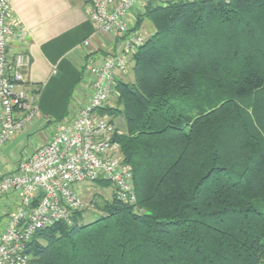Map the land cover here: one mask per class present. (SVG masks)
<instances>
[{"label":"trees","instance_id":"trees-1","mask_svg":"<svg viewBox=\"0 0 264 264\" xmlns=\"http://www.w3.org/2000/svg\"><path fill=\"white\" fill-rule=\"evenodd\" d=\"M144 18L132 79L100 110L122 118L136 200L39 230L27 264H264V0L149 3L134 29Z\"/></svg>","mask_w":264,"mask_h":264},{"label":"built area","instance_id":"built-area-1","mask_svg":"<svg viewBox=\"0 0 264 264\" xmlns=\"http://www.w3.org/2000/svg\"><path fill=\"white\" fill-rule=\"evenodd\" d=\"M169 1L87 0L86 13L96 33L121 41L97 62L88 55L91 92L76 113L64 117L47 142L21 159L14 171H0V264H27L26 246L39 230L57 222L71 224L74 214L91 204L83 196L93 190L86 186L80 191L79 182H108L118 201L135 202L132 167L114 138L119 131L100 110L118 96L117 80L128 72L145 40L134 29L136 17L149 3ZM10 10L11 0H0V150L37 112L36 93L25 77L31 56L9 45L13 38L21 39V30L9 21Z\"/></svg>","mask_w":264,"mask_h":264},{"label":"crops","instance_id":"crops-1","mask_svg":"<svg viewBox=\"0 0 264 264\" xmlns=\"http://www.w3.org/2000/svg\"><path fill=\"white\" fill-rule=\"evenodd\" d=\"M86 3L87 0H11L9 21L21 30V39L13 38L9 45L12 51L25 49L31 56L25 77L29 90L36 93L37 112L2 147H18L22 138L36 134L27 152L18 158L11 155V160H0L4 172L14 171L21 159L47 142L53 130L48 126L50 118L73 116L88 100V55L97 62L99 56L115 51L120 44L119 36L96 33L87 16ZM84 40L89 44L83 46Z\"/></svg>","mask_w":264,"mask_h":264},{"label":"rangeland","instance_id":"rangeland-1","mask_svg":"<svg viewBox=\"0 0 264 264\" xmlns=\"http://www.w3.org/2000/svg\"><path fill=\"white\" fill-rule=\"evenodd\" d=\"M147 26H149V27H147ZM140 31L142 33H144L145 38L147 37V35H149L151 29H150V21L148 19H146V18L143 19V22L140 26ZM130 66H129V70H130ZM124 79H125V81H130L132 79L131 70H130L129 74L127 76H125ZM114 104H115V99L112 100L111 102H109L108 106L113 107ZM69 115H70V113H68V116ZM65 116H67V114H65L59 118H50V122L48 123V126L50 128H55V126ZM113 123L118 128V130H122V128H123L122 118L115 117L113 120ZM35 135L36 134L31 133L28 136L22 138L20 144L18 143V147H12V148L4 147V148H2L0 151V160L1 161L11 160V158H12L11 155H13L14 158L20 157V155L22 153L27 152L31 148V140H32V137H35ZM0 171L4 172V171H2V169H0ZM86 186L91 187V190H93V191L86 192L83 196L85 202L91 203V204H88L89 209L84 214L85 220H89L90 218L93 217L95 212L96 213L101 212L99 209L95 208V202L98 204H101L100 203L102 201L101 199H110L111 194L113 193V188L110 185H108V186L102 185L100 182L99 183H97V182L93 183L90 181H83V182L78 183V187H79L80 191H83L84 187H86ZM100 197H102V198H100Z\"/></svg>","mask_w":264,"mask_h":264}]
</instances>
